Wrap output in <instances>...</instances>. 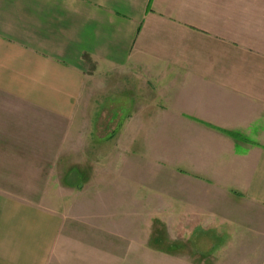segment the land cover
Returning a JSON list of instances; mask_svg holds the SVG:
<instances>
[{"label": "crops", "instance_id": "obj_1", "mask_svg": "<svg viewBox=\"0 0 264 264\" xmlns=\"http://www.w3.org/2000/svg\"><path fill=\"white\" fill-rule=\"evenodd\" d=\"M108 72L143 77V116L155 103L151 117L190 125L181 139L226 156L227 191L263 213L264 0H0V120L9 104L15 120L23 108L70 118L87 78ZM139 198L72 210L0 189V264H264L248 228H230L218 261L212 244L161 245Z\"/></svg>", "mask_w": 264, "mask_h": 264}, {"label": "rangeland", "instance_id": "obj_2", "mask_svg": "<svg viewBox=\"0 0 264 264\" xmlns=\"http://www.w3.org/2000/svg\"><path fill=\"white\" fill-rule=\"evenodd\" d=\"M147 89L143 77L108 72L87 78L70 118L23 108L15 120L9 104V121L0 120V189L72 210L106 206V198L118 197V212L136 206L131 199L147 197L139 199L153 202V235L160 231L161 245L198 251L212 244L217 261L227 259L231 227L248 228V241L254 233L264 241V211L234 198L227 191V167L215 166L227 157L197 155L180 135L192 127L175 116L151 117L159 110L155 103L143 116L139 100Z\"/></svg>", "mask_w": 264, "mask_h": 264}]
</instances>
